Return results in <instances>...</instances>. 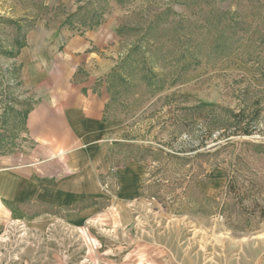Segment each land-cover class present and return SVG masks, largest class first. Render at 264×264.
<instances>
[{
	"label": "rangeland",
	"instance_id": "1",
	"mask_svg": "<svg viewBox=\"0 0 264 264\" xmlns=\"http://www.w3.org/2000/svg\"><path fill=\"white\" fill-rule=\"evenodd\" d=\"M34 28L111 42L107 109L120 129L108 200L121 187L115 170L140 163L150 216L199 224L211 256L243 240L264 264V0H0V158L27 141L32 99L16 59ZM96 223L70 233L0 209V264H106L87 256L103 253Z\"/></svg>",
	"mask_w": 264,
	"mask_h": 264
},
{
	"label": "crops",
	"instance_id": "2",
	"mask_svg": "<svg viewBox=\"0 0 264 264\" xmlns=\"http://www.w3.org/2000/svg\"><path fill=\"white\" fill-rule=\"evenodd\" d=\"M110 44L96 31L34 28L28 33L16 64L32 106L25 121L27 141L0 158L4 216L35 226L61 223L70 233L97 222L95 229L105 231L103 253L87 249V256L99 254L106 264H258L257 256L249 261L243 240H237L234 252L225 248L211 256L203 251L206 242L194 238L199 224L161 211L150 216L140 163L116 170L121 187L115 200H108L102 181L111 176L120 129L107 109L109 76L117 65Z\"/></svg>",
	"mask_w": 264,
	"mask_h": 264
},
{
	"label": "trees",
	"instance_id": "3",
	"mask_svg": "<svg viewBox=\"0 0 264 264\" xmlns=\"http://www.w3.org/2000/svg\"><path fill=\"white\" fill-rule=\"evenodd\" d=\"M29 111H30V109H29V110L27 111V113L25 114V121H26V117H27V114H28ZM0 150H2L1 147H0ZM2 153L4 154L5 152L2 151Z\"/></svg>",
	"mask_w": 264,
	"mask_h": 264
},
{
	"label": "built area",
	"instance_id": "4",
	"mask_svg": "<svg viewBox=\"0 0 264 264\" xmlns=\"http://www.w3.org/2000/svg\"><path fill=\"white\" fill-rule=\"evenodd\" d=\"M116 171V170H115Z\"/></svg>",
	"mask_w": 264,
	"mask_h": 264
}]
</instances>
